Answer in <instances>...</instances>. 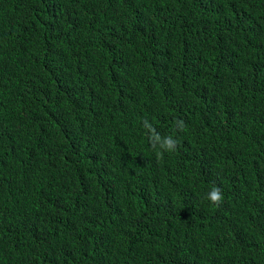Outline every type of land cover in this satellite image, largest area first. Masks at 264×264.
Segmentation results:
<instances>
[{
    "label": "trees",
    "instance_id": "trees-1",
    "mask_svg": "<svg viewBox=\"0 0 264 264\" xmlns=\"http://www.w3.org/2000/svg\"><path fill=\"white\" fill-rule=\"evenodd\" d=\"M0 264H264V0H0Z\"/></svg>",
    "mask_w": 264,
    "mask_h": 264
},
{
    "label": "clouds",
    "instance_id": "clouds-1",
    "mask_svg": "<svg viewBox=\"0 0 264 264\" xmlns=\"http://www.w3.org/2000/svg\"><path fill=\"white\" fill-rule=\"evenodd\" d=\"M175 123L180 131L185 130L186 125L182 120H177ZM143 127L146 130L151 147L157 151L159 156H162L164 152L171 153L177 150L179 144L177 139L172 136L162 137L148 120L143 121ZM207 199L211 205L220 207L224 202V195L221 188L216 186L212 187L207 193Z\"/></svg>",
    "mask_w": 264,
    "mask_h": 264
}]
</instances>
